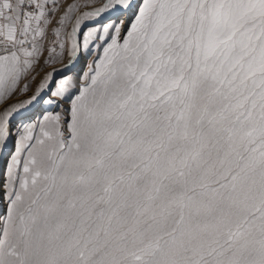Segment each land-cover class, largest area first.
<instances>
[{
    "label": "snow or ice",
    "instance_id": "snow-or-ice-1",
    "mask_svg": "<svg viewBox=\"0 0 264 264\" xmlns=\"http://www.w3.org/2000/svg\"><path fill=\"white\" fill-rule=\"evenodd\" d=\"M0 162V264H264V0H0Z\"/></svg>",
    "mask_w": 264,
    "mask_h": 264
},
{
    "label": "rangeland",
    "instance_id": "rangeland-1",
    "mask_svg": "<svg viewBox=\"0 0 264 264\" xmlns=\"http://www.w3.org/2000/svg\"><path fill=\"white\" fill-rule=\"evenodd\" d=\"M85 61H82V63L78 66V68L76 69V70H74L73 72H71L70 73V75H75L77 72H81L82 70H86V68H85ZM58 66H59V64H58ZM50 70V69H49ZM33 87H35V85H33ZM26 97H20V99H25ZM12 102H14V101H9V103H12ZM65 107H66V105H65ZM32 115L33 116H35V115H38V112H33L32 113ZM17 121H15V123H16ZM15 125V124H14ZM0 171H1V174H0V179L2 180V172H3V165H2V167L0 168ZM0 211H3V205H2V203H0Z\"/></svg>",
    "mask_w": 264,
    "mask_h": 264
},
{
    "label": "bare ground",
    "instance_id": "bare-ground-1",
    "mask_svg": "<svg viewBox=\"0 0 264 264\" xmlns=\"http://www.w3.org/2000/svg\"><path fill=\"white\" fill-rule=\"evenodd\" d=\"M82 61H83V60H82ZM82 61L80 62V64L82 63ZM80 64H79V65H80ZM79 65H78V66H79ZM78 66H77L74 70H76V69L78 68ZM56 67L59 69V68H63L64 66H63V65H59V66L56 65ZM79 67H80V66H79ZM17 119H18V117H16V118L13 119V124H15V121H17ZM2 165H3L2 162H0V168L2 167ZM0 174H1V171H0ZM0 180H1V179H0Z\"/></svg>",
    "mask_w": 264,
    "mask_h": 264
}]
</instances>
